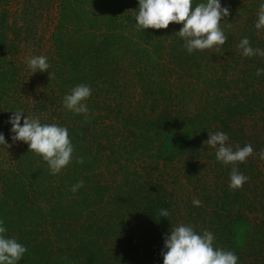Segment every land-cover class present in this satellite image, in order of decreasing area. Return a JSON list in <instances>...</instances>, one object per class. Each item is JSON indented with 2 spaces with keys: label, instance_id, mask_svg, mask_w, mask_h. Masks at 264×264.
<instances>
[{
  "label": "trees",
  "instance_id": "obj_1",
  "mask_svg": "<svg viewBox=\"0 0 264 264\" xmlns=\"http://www.w3.org/2000/svg\"><path fill=\"white\" fill-rule=\"evenodd\" d=\"M260 2L221 0L225 44L188 54L176 33L182 25L136 26L137 0H57L49 76L36 79L8 58L9 13L0 12V132L11 137L8 120L20 110L66 127L74 148L55 175L22 141L12 167L0 168L5 235L27 248L18 264H163L164 239L180 224L211 231L213 246L233 251L238 264H264V56L238 48L247 37L264 49ZM78 84L92 89L86 115L63 106ZM217 131L233 150L254 149L237 165L248 177L239 189L229 188L232 166L205 144ZM176 164L174 175L193 188L183 199L167 186Z\"/></svg>",
  "mask_w": 264,
  "mask_h": 264
},
{
  "label": "clouds",
  "instance_id": "obj_2",
  "mask_svg": "<svg viewBox=\"0 0 264 264\" xmlns=\"http://www.w3.org/2000/svg\"><path fill=\"white\" fill-rule=\"evenodd\" d=\"M138 9L135 17L136 26L145 29H167L170 23L182 25L176 32L183 40L188 54L195 50L215 48L219 50L227 37L220 27L222 17L229 15V9L222 7L221 0H206L193 6V0H137ZM255 28H264V0H261L257 12ZM238 48L245 57L264 56V49L253 48L247 37L240 40ZM27 64L33 73L46 72L50 65L45 56H33ZM264 74V68L257 69V75ZM92 89L87 84H78L63 98V106L74 114L89 112L86 101L91 96ZM11 140L22 141L28 150L40 155L47 162L50 174H58L72 160L74 151L69 138L68 129L58 124H41L39 117L29 119L22 111L11 112ZM23 116V123L21 118ZM226 132L217 131L208 134L205 144L215 149L216 159L224 165H231L229 188L239 189L248 177L238 169V163H244L254 152L251 144L243 147H233L227 142ZM0 147L9 148L3 132H0ZM264 158V151L259 153ZM78 162H83L82 158ZM83 186L79 181L72 186L71 191L77 192ZM194 206L201 201L194 199ZM168 210L161 209L160 217H167ZM7 229L0 220V264H18L27 248L14 237L5 235ZM214 235L204 230L198 233L190 225L180 224L167 233L162 250L163 264H238V256L231 250L213 246Z\"/></svg>",
  "mask_w": 264,
  "mask_h": 264
},
{
  "label": "rangeland",
  "instance_id": "obj_3",
  "mask_svg": "<svg viewBox=\"0 0 264 264\" xmlns=\"http://www.w3.org/2000/svg\"><path fill=\"white\" fill-rule=\"evenodd\" d=\"M7 4L6 6L5 3H0V12L6 7L9 13L7 18L11 28L8 30V36L14 48L8 58L14 60L15 64L22 69V73H27L29 78L32 76V79L33 77L36 79L34 76L36 73L32 74L27 61L33 56H45L47 60L52 56L50 35L57 22V0H9ZM26 80L22 84L27 88L29 83ZM28 105L31 106L32 102L29 101ZM245 125L247 128L250 127L248 123ZM7 139L10 147L8 149L0 147L2 170L12 167L19 144H22L20 141L11 140L10 137ZM258 164L264 172V158H260ZM180 166L176 164L168 169L167 186L172 189L177 198L183 199L193 188L188 186L182 173L174 175V168L180 169Z\"/></svg>",
  "mask_w": 264,
  "mask_h": 264
}]
</instances>
